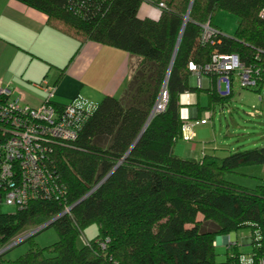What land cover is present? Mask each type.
Wrapping results in <instances>:
<instances>
[{"label":"trees","instance_id":"obj_1","mask_svg":"<svg viewBox=\"0 0 264 264\" xmlns=\"http://www.w3.org/2000/svg\"><path fill=\"white\" fill-rule=\"evenodd\" d=\"M17 1L45 13L52 26L81 42L116 46L140 60L122 95L104 96L83 119L75 140L52 145L46 162L63 191L40 194L14 211H3L0 204V248L25 228L57 216L49 226L56 228L58 241L31 245L14 259L5 257L7 249L0 264H260L264 172L250 168L263 167L264 146L204 152L199 158L180 157L175 146L187 122L180 96L192 90L191 60L203 67L215 53H236L259 69L250 88L264 87V0ZM144 2L159 8L158 17L139 16ZM220 10L237 16L233 35L216 25ZM207 21L218 29L204 40ZM204 75L211 82L209 103L200 108L226 105L233 89L225 95L218 90L221 74ZM164 86L168 101L158 111ZM93 223L98 234L79 245ZM244 227L251 229V253L240 252L236 243L219 261L217 238Z\"/></svg>","mask_w":264,"mask_h":264},{"label":"crops","instance_id":"obj_2","mask_svg":"<svg viewBox=\"0 0 264 264\" xmlns=\"http://www.w3.org/2000/svg\"><path fill=\"white\" fill-rule=\"evenodd\" d=\"M159 13V8L149 2H144L139 10L140 17L156 18ZM216 25L224 32L217 22ZM136 58L116 46L90 40L81 42L52 26L45 13L27 4L0 0V81L14 89L22 104L37 107L44 102L46 92L40 85L44 81L54 87L53 101L61 104L76 96L93 103H98L106 95L120 96L127 87ZM210 84L206 75L202 76L201 85L197 84L196 76L190 77L192 90L207 92ZM183 105L191 107L190 116L183 115L190 121L204 118L200 106L208 104L203 105L199 96L198 101ZM207 124L195 126L196 138L208 135ZM177 149L180 148L176 146L175 152ZM209 149L204 147L199 157L204 152L219 153V147ZM237 238L238 234L231 232L223 241L236 244ZM243 240L250 244L251 236ZM219 244L220 239L217 238L216 246Z\"/></svg>","mask_w":264,"mask_h":264},{"label":"built area","instance_id":"obj_3","mask_svg":"<svg viewBox=\"0 0 264 264\" xmlns=\"http://www.w3.org/2000/svg\"><path fill=\"white\" fill-rule=\"evenodd\" d=\"M262 15L264 16V10ZM215 31L210 23L204 24L203 39H210ZM189 70L196 76L198 85L202 84L204 72L221 74L218 90L223 91L221 84L226 82L227 93L233 89L234 77L232 78L231 73L235 75L237 71L239 72L244 87L257 84L259 73V69L245 65L236 53H215L211 62L203 67L191 60ZM40 85L46 92V97L41 105L33 107L22 104L21 97L15 95L14 89L0 81V204L2 205L22 207L40 194L44 197H52L61 192L62 187L55 182L56 174L47 165L48 153L54 142L75 140L83 119L95 108V103L82 96H76L63 106L54 104V87L45 81ZM167 93L164 92L162 98L160 97L159 103L155 106L156 110L165 108L168 101ZM207 122L206 118L187 121L183 126L182 138L192 140L196 137L195 126ZM71 207L65 208L63 213L68 212ZM17 242L15 239L9 245L13 246ZM260 264H264V259Z\"/></svg>","mask_w":264,"mask_h":264},{"label":"rangeland","instance_id":"obj_4","mask_svg":"<svg viewBox=\"0 0 264 264\" xmlns=\"http://www.w3.org/2000/svg\"><path fill=\"white\" fill-rule=\"evenodd\" d=\"M188 19L189 16H185V22H187ZM216 22L222 27L224 33L232 35L237 27L238 18L234 13L228 10H220L216 13ZM206 23H210V21H207L204 24ZM212 27L217 31L218 28L213 25ZM139 60L140 59L137 57L135 64H133V68L137 65ZM221 85L223 93L229 95L226 91V82H222ZM163 91L166 92L164 88ZM163 93L160 95L161 98ZM199 96L202 97L203 105H207L208 94L204 90L197 91L193 89L185 91L181 94L180 100L182 104H184L190 101H198ZM159 99L157 103H159ZM190 109V105H182V115H186L187 117L190 116ZM157 110L159 111V109ZM202 113L204 118L208 121V124L206 125L209 130L208 135L206 137L200 135L198 138L195 137L192 140L185 138L179 139L176 146L182 149V154H180L181 150L177 149L175 153L178 156L199 157L204 147H206L207 150H210V147L216 146L217 148L219 147L220 153H227L230 151L234 152L237 150L250 149L256 146H264V87L261 91H258L254 88L242 86L241 76L238 71L234 75L233 95L227 104L224 106L216 105L215 108H203ZM263 168L264 165L263 167L258 166L250 168V170H258L260 173ZM245 181L248 182L247 180ZM1 209L3 211H14L16 206L3 205ZM38 227L39 226L27 227L21 231L16 237L17 241H20L21 243L17 242L9 248L10 250L6 252L5 257L14 259L26 253L31 245L49 247L58 241L59 236L54 226L46 227L34 234L31 240H26L30 237L27 235ZM98 230L97 223H93L86 227L82 232V236L78 239V244L82 246L84 239L90 240L94 238L98 234ZM235 233L238 234V250L245 253V255H249L252 250L251 244L245 243L243 239L244 237L251 236L250 227L241 228L238 231H235ZM228 235L229 234L218 237V239H220V244L216 247L218 252L217 259L219 261H224L226 259V253L228 251H235V243H231V241L230 244H226L223 241V238ZM8 245L9 244L0 248V254L10 246Z\"/></svg>","mask_w":264,"mask_h":264},{"label":"water","instance_id":"obj_5","mask_svg":"<svg viewBox=\"0 0 264 264\" xmlns=\"http://www.w3.org/2000/svg\"><path fill=\"white\" fill-rule=\"evenodd\" d=\"M191 6H192V3H191ZM191 6H190V8H191ZM189 12H190V9H189L188 13L186 14V17L189 16ZM185 23H186V22H185ZM184 27H185V24H184V26H183V30H184ZM182 32H183V31H182ZM175 55H176V53H175ZM174 57H175V56H174ZM173 61H174V59H173ZM173 61H172V63H171V66H170V69H169V73H168V75L170 74V71H171V67H172ZM165 87H166V86H164V90L167 92V90L165 89ZM150 119H151V117L149 118L148 122L146 123V126L148 125ZM146 126H145V127H146ZM144 129H145V128H144ZM58 217H59V216H57V217H55V218L49 220L47 223H45V224H43V225H41V226H39L36 230H33L31 233H29L28 236H31V235H33V234H36V233H38L40 230H42V229L48 227V226L51 225L52 222H54V220H56ZM11 247H12V246H10L9 248H11ZM9 248H7V249H9ZM7 249H6V250H7Z\"/></svg>","mask_w":264,"mask_h":264}]
</instances>
